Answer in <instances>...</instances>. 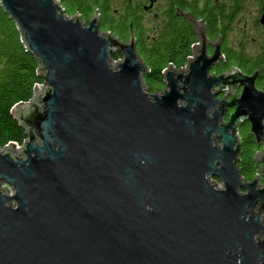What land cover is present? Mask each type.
Listing matches in <instances>:
<instances>
[{"label": "water", "instance_id": "obj_1", "mask_svg": "<svg viewBox=\"0 0 264 264\" xmlns=\"http://www.w3.org/2000/svg\"><path fill=\"white\" fill-rule=\"evenodd\" d=\"M0 4L45 82L13 110L24 145L0 149V264H264L257 74H212L220 44L209 55L190 19L200 48L151 94L133 33L124 43L58 0ZM232 86L241 96L220 100ZM244 123L263 148L250 182L238 167Z\"/></svg>", "mask_w": 264, "mask_h": 264}, {"label": "trees", "instance_id": "obj_2", "mask_svg": "<svg viewBox=\"0 0 264 264\" xmlns=\"http://www.w3.org/2000/svg\"><path fill=\"white\" fill-rule=\"evenodd\" d=\"M58 1L67 16L78 15L83 22L98 14L100 30L111 33L124 43L130 41L133 33L138 42L137 52L149 69L144 77V85L151 94L163 92L165 71L170 66L176 70L186 68L193 56L194 45L198 42L189 22L175 13L180 6L186 7L180 0H172L171 14L165 13L166 23L153 36L147 34L141 12H150L156 0L147 1L145 6L142 2L133 4L132 0H123L117 9L113 7V0ZM210 37H213V32ZM115 58H122V55L117 54ZM40 72V63L27 51L17 25L0 4V149L13 144L21 146L26 142V131L15 119L13 110L20 104L30 102L36 87L45 84ZM239 132L241 154L238 167L243 178L250 182L259 174L255 157L260 149L248 129Z\"/></svg>", "mask_w": 264, "mask_h": 264}, {"label": "flooded vegetation", "instance_id": "obj_3", "mask_svg": "<svg viewBox=\"0 0 264 264\" xmlns=\"http://www.w3.org/2000/svg\"><path fill=\"white\" fill-rule=\"evenodd\" d=\"M183 6H180L176 10V14L189 22L192 26L195 35L196 28L192 24L190 19L195 20L201 26L205 27L207 37L210 41V45L207 47V52L209 55H213L215 48L213 44L219 43L223 59L215 66L212 70V74L217 76L225 75L231 72L233 69L240 71L247 77H252L255 74V86L259 91L264 92V54L259 56L248 57L247 53L235 51L230 47L229 44V31L233 26L236 14L238 13V5H236L235 0H180ZM166 13L171 14L172 0H167ZM152 8V5H151ZM153 9L150 10V12ZM264 15V3L260 7L257 18L255 20L256 36L264 41V24L262 23V17ZM169 23V22H168ZM213 32V37H210V34ZM198 40V37H197ZM138 43V42H137ZM200 48V42L194 45L193 52L197 51ZM193 57V56H192ZM191 57V58H192ZM190 58V59H191ZM231 58L235 60H231ZM189 59V60H190ZM242 87L232 86L227 93L220 94L219 99H226L227 101H232L235 98H239L242 94ZM235 112V108H229L225 119L230 118V116ZM250 123H244L238 128V132L242 129H248L250 134ZM240 133V132H239ZM260 151H263V148H259ZM259 151V152H260ZM239 166V165H238ZM214 179V178H213ZM212 179V180H213ZM218 180V179H215ZM220 181V180H219Z\"/></svg>", "mask_w": 264, "mask_h": 264}, {"label": "rangeland", "instance_id": "obj_4", "mask_svg": "<svg viewBox=\"0 0 264 264\" xmlns=\"http://www.w3.org/2000/svg\"><path fill=\"white\" fill-rule=\"evenodd\" d=\"M122 1L123 0H113L114 9L121 7ZM147 1L149 2V0H132V3L136 4L142 2L144 3L142 5L145 6L147 5ZM166 1L167 0H156V3H152H155L153 11L141 12L142 23L146 29L147 34L150 36H153L156 30H160L161 28H163L164 23H166L165 13L168 3ZM263 3L264 0H238V13L236 14L233 26L229 31L228 40L230 47L235 51L241 52L242 50L244 53H247L246 56L248 57L256 56L257 54L261 56L264 54V41L256 36V32H258V30L256 29L257 27L255 24L258 11ZM92 18L93 16L90 20L84 22L86 26L89 25V22L92 20ZM122 59L123 58L117 59L114 57L112 65H117L118 61ZM238 134L240 135L239 132ZM13 153L16 154V151H13ZM258 176L261 177L260 172ZM212 183L218 184L220 188L223 187L222 183L219 180L213 179ZM8 192L11 195L14 193L13 189L11 188L8 190Z\"/></svg>", "mask_w": 264, "mask_h": 264}, {"label": "built area", "instance_id": "obj_5", "mask_svg": "<svg viewBox=\"0 0 264 264\" xmlns=\"http://www.w3.org/2000/svg\"><path fill=\"white\" fill-rule=\"evenodd\" d=\"M24 145V144H23ZM23 145H21V146H23Z\"/></svg>", "mask_w": 264, "mask_h": 264}]
</instances>
